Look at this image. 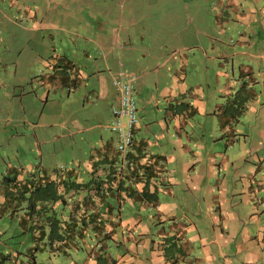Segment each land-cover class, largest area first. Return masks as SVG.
Returning <instances> with one entry per match:
<instances>
[{
    "label": "rangeland",
    "instance_id": "1",
    "mask_svg": "<svg viewBox=\"0 0 264 264\" xmlns=\"http://www.w3.org/2000/svg\"><path fill=\"white\" fill-rule=\"evenodd\" d=\"M62 56L80 72L75 83L71 72L64 82L48 75ZM130 72L137 75L135 139L149 154L173 155L158 162L160 175L168 170L176 181L168 194L183 207L172 220L200 218L210 236L213 213L216 229L235 233L238 248L220 255L210 244V259L203 251L186 254L182 238L161 235L152 205L126 199L122 219L141 216L136 264L162 263L150 255L157 241L165 256L178 251L179 263L238 264L244 257L252 244L244 228L257 226L252 205L264 223V0H0V264H106L103 250L114 259L124 252L126 227L105 238L88 229L90 251L102 252L96 257L79 236L77 247L56 246L53 232L50 243L49 229L41 236L36 225L27 227L26 199L9 201L2 177L60 165L86 177L91 155L116 141L108 127L117 96L112 78ZM196 182L205 199L190 198ZM54 204L47 213L55 209L62 225L68 207Z\"/></svg>",
    "mask_w": 264,
    "mask_h": 264
},
{
    "label": "crops",
    "instance_id": "2",
    "mask_svg": "<svg viewBox=\"0 0 264 264\" xmlns=\"http://www.w3.org/2000/svg\"><path fill=\"white\" fill-rule=\"evenodd\" d=\"M118 100V95L116 96V98H114V103H117ZM138 123V122H137ZM136 123V129L138 128ZM161 125H163V121H161ZM116 142V141H115ZM115 147V143L114 145L110 142V141H106L104 143H102V145L98 148L97 152L92 154L91 157L87 160L86 162V166H85V170H86V177L82 176L79 173V170L76 169L74 171V175L76 176V180L80 181V180H86L89 176V172L91 171V164L92 161L98 160L103 158L105 155L109 156L111 155V153L113 152ZM144 150V149H143ZM159 150V149H158ZM160 153H158V155H154L152 156L151 154L147 153V151H145L142 154V157H139L140 162H144V161H148V163L150 164L152 162V169H153V174L156 177L157 175L160 177L159 181H163V183L165 182V184L163 183H159L156 188L157 190H161L163 192L162 197H159L156 195V200L153 203H149L146 202L145 200L141 201L144 204H150L155 208V211H157V215L159 217V220L163 223L162 225V229L159 230L161 231V235H166L165 237L168 238V236H172L173 238H182V241H179L178 243H184V249L186 254L189 252H200L203 251L206 253V256L208 259L212 258L213 253L211 252L210 249V244H214L216 247V252L218 254H222L225 253L228 249H230V247H233V249H235V251H238L237 248V244L233 243L234 239H235V233L234 234H230V231H228V229H226L225 231H223V229L217 230L216 229V221L218 220V217L215 214H210L209 218V223H214L213 228H214V232L212 233V235L209 236L208 233H204V226L201 223L202 219L197 218L195 219H191L188 218L185 221H174L172 220V218L176 215V212H178V210L183 209L182 206H178V203L176 202V199L173 195H169L168 193L172 194L174 192V186H170L173 183H176V181L174 180V177L170 175V173L168 172V170H166L165 174L160 175V170L161 167L160 165H158V162L160 161H165L166 163L168 161H170L173 157L172 153L170 154H163L161 153V151H159ZM146 165V164H145ZM103 165H99L98 167H96L97 169L95 170L94 174H104L106 173L105 168L102 167ZM162 172H164V169L162 168ZM199 179H201V176L198 177L197 182H199ZM57 181V180H56ZM193 181V180H192ZM60 182V179L57 181ZM192 183V188H191V193H190V198L192 200L195 201H199L201 198H206V195H202L199 193H197V189L199 188L198 183ZM144 182L140 181L137 182L133 188H137L140 189L142 184ZM125 184H123L122 186H120L118 183H116V189H117V193L114 197H107L110 199H106V200H97V203L102 206L104 209V212L100 213L97 218H101V222H103V225L101 227L97 226V224H94V222H88L87 224H84V228L77 226L75 228V230H70L67 228H65L64 226L61 225V231H63L65 233V239H58L59 234L58 232H53L54 233V238L57 239V245H62V246H80V243L77 242V236L81 237L84 240L86 249L88 250V256L89 258H91L92 256L96 257L98 255H100L102 252H100V254H98V252L91 250V244L90 243H86V232H88V229L92 231L93 235L95 237H106V236H113V234L115 233V229L116 227H120L121 231H123L124 227L125 230H127L126 232V236H123V242H126L125 246V250L124 252L120 253L119 256H117V258H111V254L109 252H106L105 250H103L104 254H106L107 257V262L106 264H112V262H114V264H136V262L142 263V261L140 262L138 257H133V253L135 252V248L139 245L138 239L134 236V231L137 229V227H139L141 225L140 223V214H136L135 216H132V221L124 220L122 219V216L120 214L121 212V206L122 203L128 199V201L132 204L133 203V197L130 196V190H131V185L129 182H127V186L128 188H123ZM148 190L152 191L155 190L154 188V184L151 182H148ZM251 190V188L249 189ZM75 194H77L74 197H80L82 196L85 191L81 190V192H79V189L75 190ZM90 192H92V190H90ZM252 193V192H251ZM250 193V195H251ZM249 195V197H247L245 200L248 202L249 200H251V196ZM74 199V198H73ZM64 200L65 204L67 205V207H70L71 205V201ZM61 200H58V202H60ZM111 208V209H110ZM252 210L255 211H251L249 213V219L251 221L255 220L256 221V227L255 229H253V227H245L244 231H243V238L248 239L249 241H252V244H250V246H248L247 249L244 250V257L241 258V261L238 263H242L243 261H248L252 264V262H258L260 264H264V223L261 222L260 216L258 214V206L257 205H252ZM222 212V211H221ZM89 211H87V216H88ZM66 216V215H65ZM91 216L89 215V218ZM219 217L222 219V223L223 226H227L225 220L226 217L223 216L222 213L219 214ZM230 218V217H229ZM227 220L228 224L230 225L231 223V219ZM65 220V218H64ZM67 220H69L67 218ZM96 222V221H95ZM167 226V230L165 229V226ZM79 228H81L79 230ZM144 229V228H142ZM60 231V229H59ZM40 233L43 234V232L40 231ZM103 235V236H102ZM44 236H46V233L44 234ZM48 238H52V236H49ZM157 247L158 250L152 248L150 251V255H154L157 257H160V262H162L161 264H187L186 259H182V263L179 262H175L177 261L181 255L178 251L175 252V254L170 255V257L165 256V252L163 250V247L160 248L159 243H162L164 241H157ZM154 243L156 244V241L154 240ZM102 245V243H100V246ZM137 249V248H136ZM101 251V250H100ZM131 254V255H130ZM225 256V260L227 261V263L232 262V260L229 257H226L227 255L224 254ZM153 257V256H152ZM198 260V258L196 259ZM190 264H198L190 262Z\"/></svg>",
    "mask_w": 264,
    "mask_h": 264
},
{
    "label": "trees",
    "instance_id": "3",
    "mask_svg": "<svg viewBox=\"0 0 264 264\" xmlns=\"http://www.w3.org/2000/svg\"><path fill=\"white\" fill-rule=\"evenodd\" d=\"M61 58H63L62 63L57 67H53V72L48 75H50L53 79L59 77V79L64 82L69 79V73L71 72L75 74V77L72 79V82L75 83L77 81V76L80 75V72L74 68L73 62L66 56H62ZM135 130L136 127L133 129V142L128 151L129 163L127 175L119 178L118 175L114 174V165L118 160V150L115 142V147L111 155H105L101 159L92 161V169L86 180H76V176L74 175V171L76 169L72 166L65 168L60 165L49 170L43 169L42 174L35 173V171L27 174L15 172L13 174H5L2 177V182L7 188L5 196L7 197V194H10V197L7 199L11 202H13V200L19 202L21 199H26V216H23V220H25L27 227L28 222L36 225L38 227L37 229L43 232L41 236H44L46 229L50 230L48 233L49 236H52V232L57 231L59 234L58 239L66 238L65 236L62 237L61 232L59 231V227H61V220H58V218L53 215L55 209H53V213H47V211L52 203L54 204L58 202V200L62 199L67 200L66 197L72 194L69 193L71 191L75 192V190L79 189V192L84 190L85 193L80 197H73L74 199L70 202L71 206L68 207V211H66L69 216V220L65 219L63 222L64 227L67 228V230H75V228L79 226L80 222L82 223V226H80L81 228L88 222H94V224L101 227L103 225V222H101L102 219L97 218V216L104 212V208L97 203V200H106L110 199L107 197H114L117 193L116 183L120 186L125 184L123 188H128L127 182H129L131 185L130 196L134 199H140L141 201L145 200L149 203L155 202L157 188L155 186L159 183H163V181H159L160 177L158 175L156 177L154 176L152 162L150 164L148 161L140 162L139 157H142L145 149L142 142L135 139ZM151 155L154 156V154ZM99 165H103L102 167L105 168V175L94 174L97 169L96 167ZM52 173L54 174V177L52 176ZM59 179L60 182H57ZM140 181L144 182L141 188H133L134 185ZM148 182L154 184L155 190H148ZM163 184H165V182ZM62 189H66L67 191L62 193ZM90 190H92V192H90ZM64 193H68V195L65 196ZM27 195L28 198H26ZM41 199L47 202L44 203ZM87 211H89L88 216ZM32 214H36L37 216L32 217ZM89 215L91 216L90 218ZM81 228H79V230ZM49 242L52 243V238H49ZM104 244L105 243L102 242L99 250L103 248ZM56 246L59 247L61 244ZM97 252L100 254L99 251ZM2 258L7 257L2 255Z\"/></svg>",
    "mask_w": 264,
    "mask_h": 264
},
{
    "label": "built area",
    "instance_id": "4",
    "mask_svg": "<svg viewBox=\"0 0 264 264\" xmlns=\"http://www.w3.org/2000/svg\"><path fill=\"white\" fill-rule=\"evenodd\" d=\"M136 78L137 75L134 72L121 73L112 78L118 100L111 106L112 117L108 127L116 135L118 160L114 165V174L119 178L128 174V151L133 142V129L138 121L135 99ZM241 264L251 263L243 262Z\"/></svg>",
    "mask_w": 264,
    "mask_h": 264
}]
</instances>
